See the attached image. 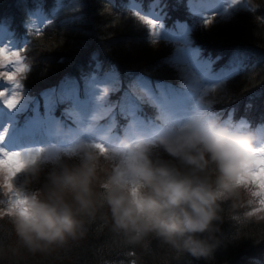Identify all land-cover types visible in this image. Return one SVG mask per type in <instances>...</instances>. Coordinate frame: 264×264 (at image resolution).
Segmentation results:
<instances>
[{
    "label": "trees",
    "instance_id": "1",
    "mask_svg": "<svg viewBox=\"0 0 264 264\" xmlns=\"http://www.w3.org/2000/svg\"><path fill=\"white\" fill-rule=\"evenodd\" d=\"M134 1L138 0H0V26L18 40L17 47L27 66L19 83L28 103L24 112L16 114L17 126L34 109L33 103H38L40 114L45 112L43 93L57 90L65 82L75 83L82 93L91 74L114 70L120 85L107 99L112 114L97 122L106 126L102 137L111 142L114 136L120 139L130 130L129 114L120 106L136 76L149 78L157 92L162 88L181 89L182 80L170 61L173 45L150 36L148 25L129 8ZM154 1L163 16V26L190 21L185 9L187 0H140V9L147 11ZM247 2L250 8L236 13L227 23L209 28L195 25L190 38L200 56L212 61L215 70L235 57L246 62L243 70L232 77L227 95L212 104L208 112L217 116L219 122L229 118L233 123L244 120L254 126L264 119V0ZM37 10L49 21L39 31L29 30L25 22ZM143 100L138 115L147 122L160 124L153 104ZM67 106L64 102L53 110L66 130L73 128L71 118L63 115ZM8 125L15 126L13 122ZM77 159L75 155L73 161ZM49 170L43 169L42 173ZM39 187L35 183L32 189ZM223 207L225 219L218 234L221 243L206 260L178 254L159 245L155 238L145 249L124 246L97 221L82 239L70 242L51 257L38 256L18 264H256L255 260L264 257V223L242 220L247 205L236 210L229 209L227 204ZM10 236L8 226L0 221V240L8 242Z\"/></svg>",
    "mask_w": 264,
    "mask_h": 264
},
{
    "label": "clouds",
    "instance_id": "2",
    "mask_svg": "<svg viewBox=\"0 0 264 264\" xmlns=\"http://www.w3.org/2000/svg\"><path fill=\"white\" fill-rule=\"evenodd\" d=\"M259 139L197 113L152 139L121 136L111 146L81 141L78 159L59 161L43 179L39 160L28 162L10 189L24 202L0 215L11 233L8 242L0 240V264L51 257L97 221L124 246L145 249L155 238L206 260L221 243L224 204L231 210L247 205L242 220L264 223ZM17 175H23L19 185ZM35 183L40 187L32 190Z\"/></svg>",
    "mask_w": 264,
    "mask_h": 264
},
{
    "label": "rangeland",
    "instance_id": "3",
    "mask_svg": "<svg viewBox=\"0 0 264 264\" xmlns=\"http://www.w3.org/2000/svg\"><path fill=\"white\" fill-rule=\"evenodd\" d=\"M133 8H136L139 15L145 19L155 22V29L148 25L154 38L170 42L174 46L171 63L179 72L182 88L173 89L174 91L161 90L156 93L146 78L135 79L130 86V92L139 100L148 98L158 109V119L161 123L147 122L138 115L140 109L136 99L126 93L120 109L129 114L131 125L130 130L124 136L130 139L136 136L152 139L163 129L181 124L197 113H203L210 119L219 120L208 110L212 104L221 101L227 95L228 81L242 69L246 62L236 57L225 67L215 71L211 61L197 54L190 44L189 34L195 25L209 28L216 23H227L233 20L236 13L247 11L250 8L247 0H237L236 3H233V0H187L185 9L189 13L190 21L175 23L174 28L163 26V16L159 12L157 3H151L146 12L140 10L138 2L133 5ZM46 21V15L37 10L29 14L25 22L26 28L38 31ZM0 47L8 51H19L17 41L12 38L11 32L2 26L0 27ZM21 63L24 64L22 57ZM16 67H19V64L13 58L12 63L1 70L13 71ZM22 74L24 73L16 74L17 80ZM116 87L117 82L111 72L102 76L90 75L82 93L77 90L75 83L66 82L60 86L59 90L48 91L42 95L44 117H40L43 111L40 114L35 106L32 118L24 122V130L16 129L9 133L7 120H11L16 126L15 115L25 110L28 99L20 92V89H16L10 82L1 78L0 90L6 92L7 95L0 97V107L5 112L4 116L0 115V134H3V139H0V156L3 153L13 152L19 153L22 157L34 155L42 164L43 169H50L61 160L75 162L73 159L75 155H78L76 145L81 141L90 145L97 143L106 146L113 145L118 139L115 137L111 142L104 140L102 134H105L106 127L98 125L97 122L110 115L112 108L107 102V97L115 91ZM13 94L18 101L14 107L10 108L4 104V100L11 98ZM64 102L68 105L64 115L71 118L73 125V128L69 127L67 130H64L58 121L52 119L54 108ZM220 123L233 128L239 127L241 130L254 131L260 138L256 146L264 145V123L256 125L253 129L244 120L233 123L227 118L220 120ZM22 180L23 175H17L14 183L19 185ZM32 186L34 184L30 186L31 189ZM0 201H4L0 208V215H3L7 208L2 195H0ZM254 263L264 264V257L255 260Z\"/></svg>",
    "mask_w": 264,
    "mask_h": 264
},
{
    "label": "snow or ice",
    "instance_id": "4",
    "mask_svg": "<svg viewBox=\"0 0 264 264\" xmlns=\"http://www.w3.org/2000/svg\"><path fill=\"white\" fill-rule=\"evenodd\" d=\"M237 0H233V3H236ZM139 19L144 21L147 25H149L152 29L156 28V24L154 21L150 19H145V17L139 16ZM155 35V33H153ZM13 58L15 62L19 64V67H16L13 71H2L0 72V77L6 82H10L16 89L21 87L20 83L17 80V73H24L27 70V66L21 63V57L19 51H8L6 48L0 47V68H5L7 65L12 63ZM7 95L6 92L0 91V97ZM17 98L13 94L11 98L4 100V104L7 107H14L17 103ZM0 139H3V134H0ZM96 147L100 148L103 151V148L100 145H96ZM261 152H264V148L260 149ZM36 157L34 155H28L22 157L19 153H3L0 156V187L4 189L3 196L7 197V209L14 207L18 204H22L24 201L20 199L18 193H11V180L16 175L18 171L22 167L26 165L28 162H35ZM261 163H264L262 161ZM257 171L264 175V168H259ZM15 197V199L13 198ZM262 207H264V198H262L259 202ZM0 204H4V201H0ZM7 212V211H6ZM5 212V213H6Z\"/></svg>",
    "mask_w": 264,
    "mask_h": 264
}]
</instances>
